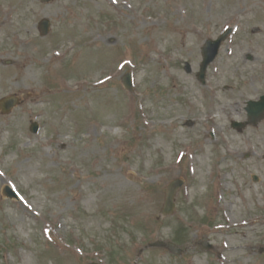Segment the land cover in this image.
<instances>
[{
    "label": "rangeland",
    "instance_id": "1",
    "mask_svg": "<svg viewBox=\"0 0 264 264\" xmlns=\"http://www.w3.org/2000/svg\"><path fill=\"white\" fill-rule=\"evenodd\" d=\"M262 93L264 0H0V264H264V120L230 124Z\"/></svg>",
    "mask_w": 264,
    "mask_h": 264
},
{
    "label": "water",
    "instance_id": "2",
    "mask_svg": "<svg viewBox=\"0 0 264 264\" xmlns=\"http://www.w3.org/2000/svg\"><path fill=\"white\" fill-rule=\"evenodd\" d=\"M43 23L47 24L46 21H43ZM220 42H221V37L215 41H211V40L207 41L206 46L203 49V61L200 65V71L198 73V77L202 81H204L205 69L207 65L215 57ZM127 83H129V80H127ZM246 110L248 112V118H249L250 123H256L257 121H259V119L262 117V114L264 112V96L261 97L260 101H256V102L249 101ZM236 125L242 126L243 124H236ZM181 184H182V181L178 179V180L172 181L167 186L166 197H165V202H164V206L162 209V214L167 215L173 211L174 193L181 186ZM155 244L164 245V246L169 247L170 249H177L172 243L159 242ZM91 264H99V263H91Z\"/></svg>",
    "mask_w": 264,
    "mask_h": 264
},
{
    "label": "bare ground",
    "instance_id": "3",
    "mask_svg": "<svg viewBox=\"0 0 264 264\" xmlns=\"http://www.w3.org/2000/svg\"><path fill=\"white\" fill-rule=\"evenodd\" d=\"M26 61H27L26 58H23L22 64H24Z\"/></svg>",
    "mask_w": 264,
    "mask_h": 264
}]
</instances>
